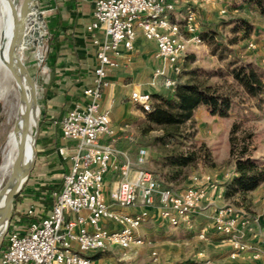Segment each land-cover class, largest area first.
Returning <instances> with one entry per match:
<instances>
[{
  "label": "built area",
  "instance_id": "built-area-1",
  "mask_svg": "<svg viewBox=\"0 0 264 264\" xmlns=\"http://www.w3.org/2000/svg\"><path fill=\"white\" fill-rule=\"evenodd\" d=\"M182 3L185 13L179 19L178 5ZM87 32L92 36L98 62L92 83L84 89L83 99L57 122L66 142L57 148V155L68 164V171L61 189L52 196L49 214L40 218L30 210L28 214L37 219L9 232L0 264H118V260L97 255L112 247L127 250L145 245L140 231L156 215L173 228L196 231L195 217L209 206L213 207L207 217L209 229L229 240L232 257L248 254L257 264H264V233L262 229V233L257 231L258 221L234 205H213L215 199L225 200V182L209 174H194L190 187L182 193L164 187L142 167L147 148H140L135 161L129 150L119 147L121 136L112 121V107L103 103L112 87L111 76L121 68L125 53L135 52L140 32L155 45V58L162 63L148 86L157 88L161 84L175 90L181 62L190 47L204 42L198 15L190 3L97 0ZM255 48L253 41L248 44L249 50ZM131 99L144 114L152 111L150 92L136 90ZM126 139L137 143L133 136ZM109 177L115 180L107 196ZM209 229L199 231V238L206 240Z\"/></svg>",
  "mask_w": 264,
  "mask_h": 264
},
{
  "label": "rangeland",
  "instance_id": "rangeland-1",
  "mask_svg": "<svg viewBox=\"0 0 264 264\" xmlns=\"http://www.w3.org/2000/svg\"><path fill=\"white\" fill-rule=\"evenodd\" d=\"M186 1L197 13L202 31L208 34L202 45L190 47L189 53L181 62L182 73L178 76V82L202 83L212 86L218 94L230 97L233 102L230 115L228 118L214 117L205 106H201L195 112L192 123L175 128L158 127L148 122L147 115L139 106L125 98V102L129 103L125 123L132 126L133 138L137 143L123 144L121 141L122 148L129 150L135 161L140 148H147L146 163L142 167L153 173L164 187L178 193L190 187L191 177L194 174L200 176L209 174L221 182H225L226 179L230 180L235 168V162L230 157L229 142L234 124L240 127L234 135L239 145L244 142L249 144L251 155L254 158L264 159V94L258 98L250 97L232 76L233 70L238 66L252 64L262 75L264 81V16L254 5L245 0ZM193 2L194 5H192ZM184 7L185 3L178 5L179 19L185 13ZM223 10L226 11L225 14L222 13ZM39 11L42 13L45 29L39 37L35 23H29L27 44L32 46L39 40L40 45H33L26 49L22 56L39 90L40 114L38 112L36 121L38 122V139L43 136V133L55 134L59 143L62 139L59 125L55 122H52V125H44L49 116L46 113L44 117L42 116L44 113L42 97L45 102L48 100L46 87L49 84L47 81L49 70L47 63L52 43L42 6ZM35 12L37 13L36 10ZM252 41L256 44V48L249 50L248 44ZM158 65V61L151 58L149 62L141 66L126 70L124 74L128 75L125 83L137 81V73L141 71L143 72V84L147 85L152 78L153 71L159 67ZM147 88L151 94L173 95L171 90L165 89L161 84L157 88L147 85ZM153 103H156L155 99ZM36 131L37 128L34 127V131L32 130L34 136ZM166 132L175 134V138L167 141L166 144L156 143V138L162 137ZM38 139L34 174L30 175L23 187L24 189L31 182L30 189L24 196L19 197L18 195L19 198L17 197L14 201L12 217L14 210L21 214H28L30 210H34L37 216L42 217L41 215L52 207V196L62 185L65 168L53 166L41 158ZM0 142L1 148L3 141L0 140ZM177 155H191L195 160L190 166L183 168L168 166L166 158ZM112 189L113 184L108 185L107 196H110ZM49 200L51 205L46 204ZM228 204L234 205L253 220H257V231L261 232L262 229L264 233V184L256 195L249 194L246 197L237 195ZM12 217L7 235L2 241L7 239L11 230L20 227L17 221L12 220ZM156 220L159 218L156 217ZM195 222H197L196 218ZM4 226L6 230V224ZM152 227L150 223L144 228L145 245L127 250L111 248L102 254V257L118 260V264H257L248 254L233 258L234 250L229 240L216 235L210 229L207 239L204 240L199 238L201 226L200 228L198 226L196 231H189L184 228L166 226L163 223L161 232L148 231Z\"/></svg>",
  "mask_w": 264,
  "mask_h": 264
},
{
  "label": "crops",
  "instance_id": "crops-1",
  "mask_svg": "<svg viewBox=\"0 0 264 264\" xmlns=\"http://www.w3.org/2000/svg\"><path fill=\"white\" fill-rule=\"evenodd\" d=\"M96 1L97 0H39V8L41 9L42 6L45 12L52 43L50 57L47 63L49 70L47 75L49 84L46 87L48 100L45 102L46 114L49 117L46 119L44 125H52V122L57 124V122L62 120L73 104L83 99L84 89L92 83L94 69L98 62L96 48L92 44V36L87 32V28L92 23ZM155 53V45L148 43L140 32L136 42L135 52L129 54L125 53L124 57L121 59V68L110 78L112 87L106 91L103 103L106 107H112V121L119 129L123 144L127 142L130 143L126 138L128 136H133L132 126L127 122L125 123V118L128 115L127 106L129 104L125 102V98L132 101V93L136 90L150 92L149 88H147L149 83L147 85L143 84V72L140 71L137 73V81L135 80L133 83L128 84L125 83V78L128 74L124 73L134 66H141L149 62L151 58L152 60L156 59ZM158 64V66H161L162 63L158 61ZM121 141L119 147L122 148ZM64 145H66V142L63 140V137L58 143L57 135L43 133L39 144L41 158L51 164H62L63 162L57 155V148ZM51 150L52 154L48 156ZM255 158L263 159L260 157ZM62 167L65 168L66 173L69 168L68 164L64 163ZM235 176L236 173L234 168L233 175L230 179ZM107 180L108 189V185L113 184L115 178L109 177ZM227 181H229V179L225 180V182ZM262 185L257 190L250 193V195H256ZM29 189L30 187L26 192ZM230 201L231 199L227 198L223 201L215 199L213 205L228 204ZM50 209L51 208H48L47 212L41 216H47ZM212 210L213 207L209 206L195 217L197 220V228L198 226L199 228L201 226L202 229L210 228L209 222L206 225L204 222L209 221L207 217L211 214ZM156 217L150 222L151 225H153V227L148 230L150 232H161L163 230L164 222L160 219L156 220ZM164 224H166V226L168 225L167 223ZM144 228L140 231V235L145 239Z\"/></svg>",
  "mask_w": 264,
  "mask_h": 264
},
{
  "label": "trees",
  "instance_id": "trees-1",
  "mask_svg": "<svg viewBox=\"0 0 264 264\" xmlns=\"http://www.w3.org/2000/svg\"><path fill=\"white\" fill-rule=\"evenodd\" d=\"M245 1L254 5L264 16V0ZM207 34L208 32H202L203 39L207 37ZM232 76L250 97L258 98L264 94L263 77L252 64L238 66L233 70ZM152 98L156 100V103L153 105L152 111L146 113L147 120L151 125L158 127L175 128L192 123L194 122L195 112L201 106H205L214 117L228 118L233 105L230 97L220 95L212 86L198 82H178L173 95L152 94ZM239 128L238 124H234L230 132V157L235 162L236 176L225 182L227 199H232L237 195L246 197L264 183V159L254 158L250 153L249 144L244 142L239 145L237 138L234 136ZM174 138L175 134L166 132L162 137L156 138L155 142L166 144L167 141ZM39 144L40 138L38 139ZM51 154L52 150L49 151L48 156ZM194 160L195 158L191 155H177L167 157L165 161L170 167L183 168L190 166ZM55 165L63 168L60 163L53 164V166ZM46 204L51 205L50 200ZM36 219L37 216L21 214L15 210L12 217V220L17 221L20 227H26ZM7 247L6 239L0 245V254ZM97 257H102V254H98Z\"/></svg>",
  "mask_w": 264,
  "mask_h": 264
},
{
  "label": "bare ground",
  "instance_id": "bare-ground-1",
  "mask_svg": "<svg viewBox=\"0 0 264 264\" xmlns=\"http://www.w3.org/2000/svg\"><path fill=\"white\" fill-rule=\"evenodd\" d=\"M28 1L0 0V140L3 141L0 148V243L7 234L10 214L18 197L14 191L23 190L30 177V157L35 156L38 139V132L35 136L32 132V142L25 147L24 134L29 125L33 128L36 124L38 112L40 114L39 101L31 99L27 81L16 58L13 75L7 68L14 21L25 10ZM35 10L22 20L19 27L18 50L21 54L33 45H40L39 40L32 46L27 44L29 23H35L39 37L45 29L42 13L39 8Z\"/></svg>",
  "mask_w": 264,
  "mask_h": 264
},
{
  "label": "water",
  "instance_id": "water-1",
  "mask_svg": "<svg viewBox=\"0 0 264 264\" xmlns=\"http://www.w3.org/2000/svg\"><path fill=\"white\" fill-rule=\"evenodd\" d=\"M39 8V0H29L28 1V4L25 8V10L21 13L20 17L17 18L15 21H14V29H13V33H12V37H11V43H10V47H9V50H8V62H7V68L8 70L11 72V74L13 75V71H14V60L15 58L17 59L18 61V64H19V67H20V70L22 71L26 81H27V84H28V87H29V90H30V94H31V99L32 100H38L40 99L39 97V90H38V86H37V83L36 81L34 80V78L31 76L25 62H24V58L20 52V50H18V43H19V27H20V24L22 22V20L33 10ZM42 100H43V117L45 116V113H46V103H45V99L44 97H42ZM35 128H37V131L38 132V122L36 123V125L34 126ZM34 127L32 128L31 125H29L25 131V134H24V145L25 147H28L30 146L31 142H32V139H33V134H32V130L34 131ZM33 145L35 146V142L33 143ZM30 161H31V173L30 175L32 176L34 174V169H35V166H36V152H35V156L34 157H30ZM31 185V182L28 183V185L23 189V190H15L14 193L16 195H19V197H22L24 196L26 190L30 187ZM18 197V198H19ZM11 217H12V212L10 214V218H9V225H10V221H11ZM8 229H9V226H8ZM8 232V230H7ZM7 235V234H6ZM6 237V236H5ZM4 237V239H5ZM3 239V240H4Z\"/></svg>",
  "mask_w": 264,
  "mask_h": 264
}]
</instances>
